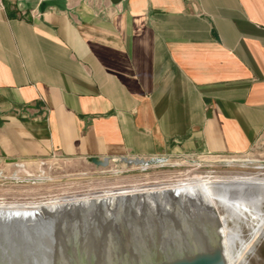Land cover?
<instances>
[{
	"label": "crops",
	"instance_id": "1",
	"mask_svg": "<svg viewBox=\"0 0 264 264\" xmlns=\"http://www.w3.org/2000/svg\"><path fill=\"white\" fill-rule=\"evenodd\" d=\"M264 145V0H0V165Z\"/></svg>",
	"mask_w": 264,
	"mask_h": 264
},
{
	"label": "bare ground",
	"instance_id": "2",
	"mask_svg": "<svg viewBox=\"0 0 264 264\" xmlns=\"http://www.w3.org/2000/svg\"><path fill=\"white\" fill-rule=\"evenodd\" d=\"M25 192L26 198L12 201L2 194L0 225L8 233L22 232L3 240L13 239L19 249L25 244L26 264H126L176 247L196 228H218L228 264H248L235 249L247 250V230L257 233L264 223L260 176H187L150 186L40 197ZM24 230L31 238L23 237Z\"/></svg>",
	"mask_w": 264,
	"mask_h": 264
},
{
	"label": "rangeland",
	"instance_id": "3",
	"mask_svg": "<svg viewBox=\"0 0 264 264\" xmlns=\"http://www.w3.org/2000/svg\"><path fill=\"white\" fill-rule=\"evenodd\" d=\"M120 157L129 159L135 157L158 158L163 161H155L148 166L130 164L126 161H111L105 166L97 165L91 161L52 157L36 162L4 164L0 165V198L4 197L2 194L5 193L8 201L15 200L16 197L23 199L26 198L25 191L30 190L33 191V196L40 197L63 194L65 191L88 192L127 189L135 185L150 186L187 176H202L204 178L208 176L264 177L263 144L253 149L249 154L238 156L188 154ZM105 159L100 160L104 161ZM19 190L24 192L13 193ZM221 212L223 211L221 210ZM245 239L247 250L238 246L235 249L236 256L241 254L248 264H264V223L257 233L247 230Z\"/></svg>",
	"mask_w": 264,
	"mask_h": 264
},
{
	"label": "water",
	"instance_id": "4",
	"mask_svg": "<svg viewBox=\"0 0 264 264\" xmlns=\"http://www.w3.org/2000/svg\"><path fill=\"white\" fill-rule=\"evenodd\" d=\"M112 1L118 3L121 0ZM90 161L97 165H107V162L101 161L97 157H92ZM24 232L23 237L31 238V234H29L28 231ZM192 232L194 235L193 237L191 235H186V237L178 239V245H176V247L156 249L147 256L132 260L126 264H228L225 246L218 228L214 229L212 232L204 228H196L193 229ZM26 233H28L29 236ZM19 234L18 232L8 233L6 230L3 231L0 225V264H26L24 254L25 244L19 249L16 247L18 243L11 241L13 239L10 241L6 240L7 242L3 240L5 238L8 239L9 237L18 236ZM51 240L53 241V239ZM26 241L25 243L27 244ZM56 243L57 245L59 244L58 242ZM28 245L31 246L32 244L28 243ZM50 246H53V244L50 243ZM33 248H35V246ZM58 249L60 253L64 255V248L58 247Z\"/></svg>",
	"mask_w": 264,
	"mask_h": 264
},
{
	"label": "built area",
	"instance_id": "5",
	"mask_svg": "<svg viewBox=\"0 0 264 264\" xmlns=\"http://www.w3.org/2000/svg\"><path fill=\"white\" fill-rule=\"evenodd\" d=\"M105 162H107V165L111 162H121V161H126V163H134V164H139V165H144V166H148L150 163L152 162H161L163 160L160 159H154V158H141V157H135V158H126V157H112V158H106L104 160ZM106 166V165H105Z\"/></svg>",
	"mask_w": 264,
	"mask_h": 264
}]
</instances>
